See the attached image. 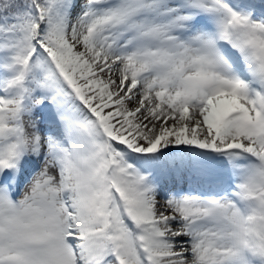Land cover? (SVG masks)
<instances>
[{
	"label": "snow or ice",
	"instance_id": "snow-or-ice-1",
	"mask_svg": "<svg viewBox=\"0 0 264 264\" xmlns=\"http://www.w3.org/2000/svg\"><path fill=\"white\" fill-rule=\"evenodd\" d=\"M0 264H264V0H0Z\"/></svg>",
	"mask_w": 264,
	"mask_h": 264
}]
</instances>
